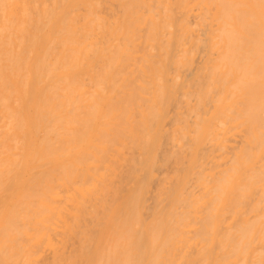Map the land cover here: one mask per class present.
I'll return each mask as SVG.
<instances>
[{"label": "bare ground", "instance_id": "obj_1", "mask_svg": "<svg viewBox=\"0 0 264 264\" xmlns=\"http://www.w3.org/2000/svg\"><path fill=\"white\" fill-rule=\"evenodd\" d=\"M0 264H264V0H0Z\"/></svg>", "mask_w": 264, "mask_h": 264}]
</instances>
